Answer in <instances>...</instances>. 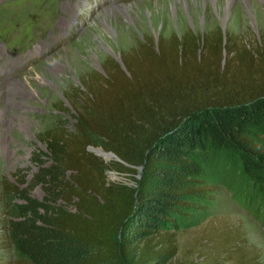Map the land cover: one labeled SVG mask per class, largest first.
Wrapping results in <instances>:
<instances>
[{
	"label": "trees",
	"instance_id": "trees-1",
	"mask_svg": "<svg viewBox=\"0 0 264 264\" xmlns=\"http://www.w3.org/2000/svg\"><path fill=\"white\" fill-rule=\"evenodd\" d=\"M120 61L107 57L65 94L73 127L39 132L46 151L34 156L29 184L3 182L6 264H185L171 225L207 150L233 154L248 197H264V148L250 138L264 134V40L220 28L159 32ZM36 186L40 201L29 195ZM217 222L201 236V261L189 264H261L237 224Z\"/></svg>",
	"mask_w": 264,
	"mask_h": 264
},
{
	"label": "rangeland",
	"instance_id": "rangeland-1",
	"mask_svg": "<svg viewBox=\"0 0 264 264\" xmlns=\"http://www.w3.org/2000/svg\"><path fill=\"white\" fill-rule=\"evenodd\" d=\"M188 28L205 33L220 28L237 39L262 42L264 0H0V193L4 181L23 178L24 188L37 172L34 156L46 151L39 132L59 122L72 129L74 118L60 107H69L65 94L80 87L85 74L101 72L107 57L120 63V51L149 34L156 38ZM250 138L264 148V134ZM197 156L201 175L173 215L176 260L200 262L201 236L213 231L212 221H232L264 264V197L252 191L248 197L233 154L207 150ZM107 178L126 181L113 171ZM29 195L44 198L39 186ZM5 212L6 201H0L1 244ZM11 259V251L1 247L0 264Z\"/></svg>",
	"mask_w": 264,
	"mask_h": 264
},
{
	"label": "water",
	"instance_id": "water-1",
	"mask_svg": "<svg viewBox=\"0 0 264 264\" xmlns=\"http://www.w3.org/2000/svg\"><path fill=\"white\" fill-rule=\"evenodd\" d=\"M89 149L91 151H93L95 154L100 155L102 157H108V158L113 157V158L117 159L116 155L114 153H112V152H105V151L100 152V151H98L97 149H95L93 147H90ZM140 170H141V167H140Z\"/></svg>",
	"mask_w": 264,
	"mask_h": 264
},
{
	"label": "bare ground",
	"instance_id": "bare-ground-1",
	"mask_svg": "<svg viewBox=\"0 0 264 264\" xmlns=\"http://www.w3.org/2000/svg\"><path fill=\"white\" fill-rule=\"evenodd\" d=\"M252 4H256L257 3V0H251ZM262 2V1H261ZM100 151V150H98ZM101 152V151H100Z\"/></svg>",
	"mask_w": 264,
	"mask_h": 264
}]
</instances>
